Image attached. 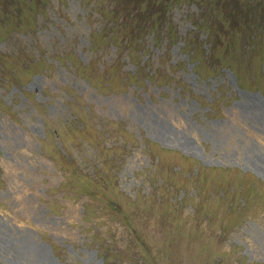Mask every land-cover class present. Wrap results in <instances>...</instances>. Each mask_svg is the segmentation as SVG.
<instances>
[{
    "label": "rangeland",
    "instance_id": "374dc122",
    "mask_svg": "<svg viewBox=\"0 0 264 264\" xmlns=\"http://www.w3.org/2000/svg\"><path fill=\"white\" fill-rule=\"evenodd\" d=\"M122 1L0 0V264H264V0Z\"/></svg>",
    "mask_w": 264,
    "mask_h": 264
},
{
    "label": "trees",
    "instance_id": "16d2710c",
    "mask_svg": "<svg viewBox=\"0 0 264 264\" xmlns=\"http://www.w3.org/2000/svg\"><path fill=\"white\" fill-rule=\"evenodd\" d=\"M119 3H121L122 5L119 4ZM119 3L114 5V15L121 14V18H120L121 19V24L122 23L124 24L126 21L133 20V19H135V17L138 16L137 14L140 11H138L136 14H134V13L132 14L131 11L132 10H140L142 0H124V1L119 2ZM129 8H130V10H128ZM151 13H153V11ZM128 15H129V17H128ZM120 30H121V28H120ZM140 33L141 32H139V31L137 32V34H140ZM138 37L139 36L135 35V33H133V32H131L127 36H124V40H122L123 47H126L128 45L133 46V44H134L133 42L135 40H136V42H135L136 45H140L141 42H140V39ZM111 38H112V34H109L108 35L109 42H112V40H110Z\"/></svg>",
    "mask_w": 264,
    "mask_h": 264
}]
</instances>
